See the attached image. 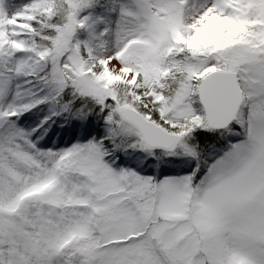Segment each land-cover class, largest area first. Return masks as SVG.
Instances as JSON below:
<instances>
[{
  "label": "snow or ice",
  "instance_id": "obj_1",
  "mask_svg": "<svg viewBox=\"0 0 264 264\" xmlns=\"http://www.w3.org/2000/svg\"><path fill=\"white\" fill-rule=\"evenodd\" d=\"M0 264H264V0H0Z\"/></svg>",
  "mask_w": 264,
  "mask_h": 264
}]
</instances>
